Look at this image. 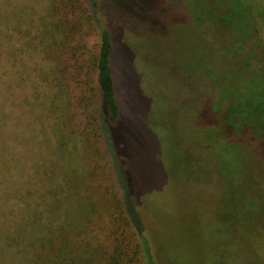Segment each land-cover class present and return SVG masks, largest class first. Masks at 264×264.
Returning a JSON list of instances; mask_svg holds the SVG:
<instances>
[{
    "label": "trees",
    "instance_id": "1",
    "mask_svg": "<svg viewBox=\"0 0 264 264\" xmlns=\"http://www.w3.org/2000/svg\"><path fill=\"white\" fill-rule=\"evenodd\" d=\"M177 1L185 12L176 23V33L189 46L192 44L188 49L181 48L182 67L196 73L209 87L199 107L179 108L198 118L208 103L205 121L196 128L202 152L193 156L190 147L180 142L171 153L179 162L173 166L166 134L168 119L177 114L176 110L166 111L160 126L150 110L144 124L156 135L158 160L170 178H189L200 171L204 176L214 173L219 186L214 214L219 224L214 229L221 237V252L212 255L214 264H264V185L253 182L259 176L257 162L232 139L249 129L258 136L264 134V75L253 73L247 61V67L239 69L216 67L197 46L188 25L192 22L196 30L203 26L213 29L214 38L229 43V51L224 53L227 56L235 44L232 24L245 16L241 9L245 5L241 0ZM44 3L30 45L50 63L47 69L54 92L47 102L45 99L37 105L39 115L51 116L50 129L47 133L40 119L38 132L42 138L33 153L29 150L31 172L13 186L16 204L4 208L2 203L12 197L13 187L7 186L0 197L3 216L11 217V221L4 218L0 222V264H158L138 208L150 213L148 203H154L151 197L157 192H143L145 186L155 187L151 185L155 176L150 155L142 156L147 163H143L147 167L138 169L142 185L131 194L126 182L129 172L126 165L123 168L125 159L110 149L113 141L109 132L120 118L121 105L112 66L115 43L108 22H98L99 0ZM114 6L120 7L118 3ZM122 17L128 18L123 13L116 16L125 31L133 21ZM95 33L97 46L86 52L87 40ZM202 34L199 39L204 38ZM128 44H123L126 52ZM89 69L94 71L95 86L90 83ZM198 82L199 92L206 90ZM72 87L77 96L70 93ZM222 100L226 106L216 120L212 116L217 115ZM190 128L186 125L185 133L193 135ZM132 130L137 146L140 142L136 138H142L143 132L137 126ZM151 143L150 138L143 141L149 149ZM4 150L0 145V153Z\"/></svg>",
    "mask_w": 264,
    "mask_h": 264
},
{
    "label": "rangeland",
    "instance_id": "2",
    "mask_svg": "<svg viewBox=\"0 0 264 264\" xmlns=\"http://www.w3.org/2000/svg\"><path fill=\"white\" fill-rule=\"evenodd\" d=\"M162 1L99 0L98 22L101 25L108 22L115 43L112 66L121 105L120 118L109 132L113 141L110 149L125 159L123 168L126 165L129 172L126 182L131 194L137 193L138 186L142 185L143 176L139 177L138 169L140 166L147 167L142 156L150 155L151 171L155 176L151 185L155 187L145 186L143 192H157L151 197L154 203H148L150 213H145L140 206L138 208L144 230L152 239L157 263L201 264L203 260L206 262L203 264H214V251L216 254L221 252V237L214 229L219 224L214 216L219 196L214 173L207 172L206 177L200 171L189 178L184 175L170 178L158 160L160 152L156 135L144 124L150 110L154 118L157 117L159 126L165 122L167 112L176 110L177 114L168 119L170 126H166H169L166 137L172 148L168 156L180 142L190 147L193 156L202 152L196 128L205 121L208 103L204 108L200 107L202 110L198 118L191 112H180L179 108L199 107L209 87L200 82L196 73L188 72L181 64V48L188 49L192 45L178 38L176 33L179 17L184 18V6L177 0ZM115 3L120 7L115 8ZM44 7V0H0V145L6 148L0 153V197L7 186L9 189L17 187L15 183L31 172L33 161L30 157L42 138L38 132L40 119L47 133L50 129L51 116L45 113L39 115L37 108L43 100L47 102L54 92L52 75L49 76L47 69L50 63L30 45L36 20ZM121 13L128 17L121 19L133 21L125 31L116 18ZM191 24L188 25L193 30L195 43L203 48L216 67L222 70L238 67L236 61L239 57L233 49L227 56L224 55L229 51V43L222 38H214L213 29L203 26L196 30ZM201 34L204 38L199 39ZM96 42L97 33L88 38L85 51H93ZM125 42L130 47L127 52L123 45ZM215 53L216 56L212 57ZM256 64L259 66V63ZM252 71L258 73L257 67ZM89 74L90 83L95 86L94 71L89 69ZM198 80L200 87H206V90L199 92L195 85ZM69 91L75 94L76 89L72 87ZM95 94L97 100V91ZM225 106L226 101L222 100L217 115L212 118L220 120ZM186 125L192 127L189 130L194 132L193 135L185 133ZM135 126L143 132L142 138H136L140 142L137 146L134 145L132 130ZM188 135L190 138L186 137ZM148 138L152 139L150 149L143 144ZM232 139L243 146L247 154L253 155L259 172L253 182L264 185V137H256L249 129L242 132L239 138ZM171 156L173 166L175 161L178 165L175 154ZM13 189L12 197L2 201L4 208L16 204L18 198ZM3 212L0 210V222L6 218L11 221V217H4Z\"/></svg>",
    "mask_w": 264,
    "mask_h": 264
},
{
    "label": "flooded vegetation",
    "instance_id": "3",
    "mask_svg": "<svg viewBox=\"0 0 264 264\" xmlns=\"http://www.w3.org/2000/svg\"><path fill=\"white\" fill-rule=\"evenodd\" d=\"M241 1L245 5L244 8H241L245 16H239L232 24L235 29V44L233 46V51L239 57V60L236 61L238 62L237 68L247 67L245 65L247 61L249 63V69L257 67L258 73L264 75V17L262 15V13L264 14V0ZM250 4L254 7H250ZM243 35L244 37L241 38ZM256 63H259V66ZM238 117L240 118L241 115L239 114ZM240 135L241 134L234 137L239 138ZM255 136L264 137V134L258 136L255 133ZM241 147L245 151L244 147ZM247 153L248 152H246V154ZM249 157L251 158L253 155H249Z\"/></svg>",
    "mask_w": 264,
    "mask_h": 264
}]
</instances>
